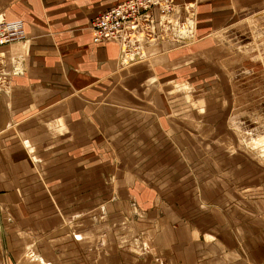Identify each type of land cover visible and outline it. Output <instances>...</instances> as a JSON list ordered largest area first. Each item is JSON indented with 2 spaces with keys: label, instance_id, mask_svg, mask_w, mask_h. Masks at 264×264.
<instances>
[{
  "label": "crops",
  "instance_id": "0c3cea01",
  "mask_svg": "<svg viewBox=\"0 0 264 264\" xmlns=\"http://www.w3.org/2000/svg\"><path fill=\"white\" fill-rule=\"evenodd\" d=\"M123 1L0 0V18L22 20L28 37L25 44L0 46V71L9 83L0 90V264H257L254 251L225 250L222 240L232 228L237 243L257 241L254 205L222 185L191 189L190 151L175 152L195 141L183 134L194 127L191 111L178 108L183 97L160 85L142 90L149 79L173 83L188 65L183 72L190 79L191 48H149L128 73L119 69L118 43L93 41V19ZM175 1L197 2L201 36L243 10L264 8V0ZM15 59L25 62V73H11ZM177 133L184 139L178 142ZM162 144L174 153L161 156ZM114 168L116 199L104 181ZM101 203L114 215L95 222L90 211ZM130 207L137 218L125 225L119 211ZM81 212L87 215L63 219ZM128 226L133 234L126 242L135 252L121 244ZM28 244L37 255L31 260L24 258Z\"/></svg>",
  "mask_w": 264,
  "mask_h": 264
},
{
  "label": "rangeland",
  "instance_id": "374dc122",
  "mask_svg": "<svg viewBox=\"0 0 264 264\" xmlns=\"http://www.w3.org/2000/svg\"><path fill=\"white\" fill-rule=\"evenodd\" d=\"M179 8L177 14L166 18L161 24L157 23L152 29V39L144 35L143 41L139 42V45L135 47L129 45L136 50H129L116 42L121 48L118 60L119 69L120 71L127 70L129 73L132 65L147 59L149 48H157L162 44L171 43L177 48H191L193 61L190 65V79H187L183 72V69L188 68V65L177 70L180 79L173 83H158L156 78L149 79L142 85V90L160 85V89L163 88V91H168L170 94H181L180 96L183 98L178 100V108L180 110L186 108L191 111V124L194 125V127H186L183 134L186 138L188 137L187 141H192L193 138L195 141L187 142L189 146L194 147L188 148L185 146L186 144L180 145L181 147H175V152L176 155L185 156L190 151L193 162L188 164L191 165V175L188 181L191 189L201 187L204 190L207 187L210 190H215L216 186L222 185L223 188L233 189L235 196L242 200L241 203L250 201L254 205L258 217L256 223L251 224V231H254L253 235L256 236L257 241L248 244L237 243V233L232 228H228L227 234H222V240L226 241L225 250L254 251L256 260L251 258V261L264 264V8L258 11L243 10L245 12L241 13L239 17L236 15L231 17L213 34L206 36H201L198 31L197 2H189ZM152 34L150 33L151 36ZM200 63L201 65H199ZM2 64H4V59L0 55V65ZM12 67L11 73L13 74L19 75L27 71L25 62L20 59L12 61ZM8 85L7 75L1 70L0 90H5ZM184 117L189 118L188 114ZM201 122L204 124V128H202ZM177 131L181 132V130ZM118 133V131H113V138H117ZM169 133L171 134V132H166V135L170 136ZM200 135L203 137L202 143L196 138ZM182 139L184 136L177 133L176 140L179 142ZM198 144H201L202 150ZM163 145L161 150L165 149L167 152H161V156L174 153L170 147ZM101 149L106 153L108 147L103 146ZM110 150L113 153L114 165L116 163L119 167L120 154L113 146L110 147ZM30 154L32 160L37 162L34 150H31ZM203 154L215 161L218 160V163L212 162L211 164L210 159L206 161L203 158ZM115 171L116 168L112 173L106 174L104 181L108 188L111 187V191L114 193L111 196L116 199L120 195L116 189ZM221 172L224 174H220ZM222 178H224V184ZM107 197H110V194ZM133 202L134 200H132ZM62 209L63 207L60 210ZM119 212L123 214L122 219H124L125 225L137 218V212L135 209L131 210V207L126 208L127 214L122 210ZM90 214L95 222H103L106 218L114 215L113 212L106 209L104 203L98 205L97 210L90 211ZM85 215L87 213L81 212L74 215L70 213L63 215V219L70 220L72 216L74 219H78ZM101 231L97 230V234L101 235ZM125 231L127 232L123 234H126V238H121V244L135 252L137 250L135 244L126 242L133 234L131 226H128ZM230 234L235 236L231 237ZM97 241L95 240V243ZM97 245L99 248V244ZM34 247V244H28L25 251L27 250L26 253L29 256H25V259L31 260L37 256ZM138 254V257L145 258V262L149 261L143 253ZM98 262L100 261L97 259V264ZM116 263L121 264L120 261Z\"/></svg>",
  "mask_w": 264,
  "mask_h": 264
},
{
  "label": "built area",
  "instance_id": "2783aa9c",
  "mask_svg": "<svg viewBox=\"0 0 264 264\" xmlns=\"http://www.w3.org/2000/svg\"><path fill=\"white\" fill-rule=\"evenodd\" d=\"M175 0H125L99 13L91 23L95 43L118 42L137 46L149 28L179 12ZM28 40L22 20L0 18V46ZM130 46V47H131ZM132 48V47H131Z\"/></svg>",
  "mask_w": 264,
  "mask_h": 264
},
{
  "label": "bare ground",
  "instance_id": "6f19581e",
  "mask_svg": "<svg viewBox=\"0 0 264 264\" xmlns=\"http://www.w3.org/2000/svg\"><path fill=\"white\" fill-rule=\"evenodd\" d=\"M152 31L153 30H151V28H149V29H147V32L146 33H143V35H142V40H143V36L145 35V37H148V38H150V39H152L153 38V34H152ZM150 33L152 34V36L150 35ZM145 40V39H144ZM124 47H127L129 50H133L134 48H131V47H129L127 44H125L124 45ZM124 47H123V49H124ZM134 50H136V48L134 49ZM136 52V51H135ZM2 86V85H1ZM30 251V250H29ZM33 253V252H32Z\"/></svg>",
  "mask_w": 264,
  "mask_h": 264
}]
</instances>
